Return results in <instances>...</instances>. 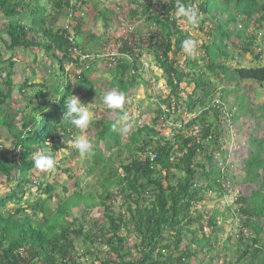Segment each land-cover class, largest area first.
Returning a JSON list of instances; mask_svg holds the SVG:
<instances>
[{
	"label": "trees",
	"instance_id": "obj_1",
	"mask_svg": "<svg viewBox=\"0 0 264 264\" xmlns=\"http://www.w3.org/2000/svg\"><path fill=\"white\" fill-rule=\"evenodd\" d=\"M33 1L37 4L35 7L37 9L39 0ZM74 1L76 17L73 21L76 23L74 31L76 34L80 31V15L76 11L82 12L81 9H86V2L85 0ZM23 2V0H0V11L5 19L3 23L1 22L3 27L0 28V42L7 53L11 52L14 55L17 49L26 53V50L36 46L53 51L52 56L58 59L61 70H64L65 63H73L78 70L81 65L78 56L75 57L71 52L72 44L67 41L66 31L61 28L53 29V25L43 26L41 19L32 18L34 12H29L31 28L18 20L24 8ZM129 2L144 5L145 19L158 26L162 34L157 44L153 43V32L146 37V41L147 47L151 53L153 52L156 63L163 70L166 83L170 87L164 102L171 108L169 113H174L172 119L175 123H181L175 126L177 128L173 138L176 141L173 143L164 136L158 138L154 136L160 131L155 130L154 127V124L161 122V120L157 121L158 115L153 118L152 126L149 124L141 126L132 133L130 143L124 145L129 159L125 164L120 163L123 174H119L118 169L107 170V164L103 163L101 171L106 175L100 182L102 191L95 194L98 196L97 200L92 193L76 190L58 204L56 213H44V202H41L39 197L32 204L22 205L16 211H7L6 216L0 213V264H84L80 262L82 257L89 262L88 264H95L94 261L99 257L95 255L96 252H91L87 245L96 246V244L101 247L95 248V251H102L104 247H107L106 255L100 264H190V258L197 253L196 249L191 248V244L197 245L198 250L207 247L210 251L213 248L209 243V237L204 234L202 238L197 237L198 230L203 231L204 225L200 215H191V209L204 198L205 191L221 190L223 172L213 165L212 156L207 152V144H213L212 142L218 140L221 132L218 120L221 114L225 113V108L223 103L219 102L221 98L215 102L212 83L202 80L205 72L198 69L196 59L188 56L182 49L184 41L194 38L180 29V25L177 24V20L181 17L176 15L177 5L184 4L198 8L199 19L202 15L216 16L213 28H207L201 23L197 24L206 38L202 39L201 45L196 46V49L203 50L204 55L201 59H205L208 72L214 76L221 74L227 81L236 79L239 82L250 81L262 84L264 83V65L236 67L229 70L216 58L227 55L223 49L226 47L223 41L235 36L242 42V52L251 53L255 60L260 59L261 53L254 52L252 48L257 36L254 30H259V33L264 32V0H129ZM230 3L232 10L229 7ZM55 6L58 10L62 7L66 9L69 6V0H57ZM149 7L151 9H147ZM35 11L39 13L38 10ZM97 13L105 15V12L101 10ZM132 14H135L134 10ZM238 20L242 23L241 30L229 29V25ZM249 22H253V28L249 29ZM31 30H35V34L39 32L37 35L41 34L44 42L37 41L36 35L29 37ZM3 33L7 39L3 38ZM127 33L122 32L116 39L118 52L124 56H105L106 63L113 64L112 68L115 72L111 85L120 94H126L135 84L138 77L137 61L142 49L137 43L134 44L127 38ZM131 46L138 47L135 53L131 52ZM79 47L83 51L87 49L80 44ZM91 50L88 49L92 52ZM7 60H10L9 57L3 60L0 55V64ZM10 63L12 66L11 61ZM183 65L189 70L186 71ZM4 66V64L1 65L0 70V104H4L12 94V82L9 72L3 69ZM132 71H134L133 75H130ZM73 73L79 85L88 90L91 88L92 82L88 79L87 71L76 73L73 69ZM4 76L7 77V81L4 80ZM26 81L27 79H24L22 88H19L23 91L21 96L9 99L15 103H20L19 99H25L27 103L36 106V109L32 110V115L23 113L22 120H19L20 126L18 124L12 126L13 122L9 121L8 116H2V113L6 111L0 114L3 125H8V128L12 129L15 139L13 143L15 150L6 147L0 152V176L6 177L9 181L16 180L17 185L22 187L21 196H18V192L15 191L1 196L0 207L4 206L8 200L18 202L22 198V193L26 192L27 188H23V185L31 181L28 173L35 167L33 156L29 155L36 149L56 151L64 147L62 139L67 140L75 131L67 121L62 120L66 100L74 92L73 84L69 80L64 84L57 81L54 87L60 97L44 101L46 84L36 81L27 84ZM189 81L194 83V88L185 102L186 108L182 107L183 101L180 104L178 101L170 104V96L173 95L175 99H178L179 92L184 90L185 83ZM34 87L37 88L33 89ZM30 90L32 95L28 99L24 93ZM223 93L220 94L223 96ZM193 95L196 97L192 98ZM40 97L42 102L38 101ZM197 107L206 108V110L195 117L188 116V112ZM8 109V114L13 112L10 110L12 109L10 105ZM260 109L264 110V104L260 105ZM177 112L180 114L178 115ZM169 113L165 114L169 115ZM37 116L40 117L38 121ZM229 119H232V115ZM142 132L151 135V138L142 140L140 144L138 142ZM98 137L107 139L106 147H113L109 144V141H113L120 148L118 137L110 121L104 122ZM252 141L255 148L244 162L247 180H253L259 169L264 172V157H262L264 134L260 139L253 138ZM199 150L204 160L195 159ZM14 151L19 152L18 160H14ZM149 152L150 155L153 153V158H150ZM92 155L97 162L96 154L92 153ZM62 172L66 173L67 169H63ZM205 180L207 185L203 186L201 182ZM36 185L47 194L54 189L52 184L42 187L39 182ZM110 186L115 187V193L108 191ZM117 195L122 199V205L127 214L121 211L115 213L113 201L118 199ZM242 201L245 205L240 208L239 213L246 215L244 226L251 230L250 235L241 238L246 240V245L239 253L238 261L244 259L251 263L259 254H263L260 261L264 264V247L257 236L262 227L253 221V218H264V195L255 190L249 197L242 198ZM80 204H82L83 212L86 213H89L91 208L99 207L107 221V229L104 224L91 219L87 220L85 216H82L83 219L79 221L75 218L68 221L67 217L71 213V208ZM27 209L34 216H37L38 211L43 212L42 218L40 217L34 223L26 213ZM216 214L217 212H213L206 222L211 233L214 229H220L216 226ZM193 224H196L195 228H191ZM86 226L88 228H85ZM183 238H187L189 242L182 249L180 244ZM77 240L82 241V248L77 246ZM132 246L140 251L139 258H129V248Z\"/></svg>",
	"mask_w": 264,
	"mask_h": 264
},
{
	"label": "rangeland",
	"instance_id": "obj_2",
	"mask_svg": "<svg viewBox=\"0 0 264 264\" xmlns=\"http://www.w3.org/2000/svg\"><path fill=\"white\" fill-rule=\"evenodd\" d=\"M17 1V0H16ZM25 10L34 12L32 18L36 17L42 20L43 26L50 27L53 25V29L62 28L66 22V9H59L54 7L57 0H39L38 8L35 9L36 3L33 0H23ZM47 1L49 7H47ZM164 1V0H163ZM86 9H81L83 15H80V31L76 33L78 37V43L83 47L90 46L89 50L92 52H99L101 56L87 61L84 65L78 68L79 73L81 71H87L89 81L92 82L91 88L88 90L82 85H79L75 81V69L73 65L65 63L64 70L60 69L58 59L52 56L53 51L49 52L40 47L34 46L26 50V53H22L21 49H17L14 55L8 53L2 55L1 58L4 60L5 57H9L3 63L4 70L8 72L16 66L19 67L22 78L20 80L19 88H22L23 80L27 79V84H32L36 81L38 83L46 84L45 94L43 99L50 101L51 98H59L60 95L56 92L54 84L58 81L60 84H64L67 80L73 84L75 95L79 100L85 103V107L93 114V121L90 127L86 131V135L92 144V152L88 155H82L74 148L70 147L66 141L69 139H75L80 133L75 130L71 134V137L67 140L62 139L64 147H60L56 151L52 149H36V151L29 156H33L41 150L46 152L50 151V154L57 160L56 168L49 172H41L35 167L29 170L28 178L29 182H25L23 188H27L26 192L22 193V198L18 202L8 200L4 206L0 207V213H4L6 216L7 211H16L22 205L32 204V202L38 197L41 198V202H44L43 207L47 213H56L58 210V204L68 197L76 190H81L85 193H92L93 195L102 191L100 182H102L106 173L102 172V165L107 164V170L118 169V173L121 174L123 170L120 167V163H127L129 159L127 148L125 144L130 143V137L134 131H137L144 124L152 126L153 118L158 115V120L161 122L154 124L155 130L159 131V134H154L156 138L164 136L166 139L171 140L173 143L176 141L173 138L175 130L181 125L176 124L172 117L167 119L164 117L162 112L168 113L167 110L171 111L170 106H167L164 102L167 94H169L170 87L166 83V78L163 70L158 67L154 58L153 52L147 47L146 37L151 35L153 32V43L160 42L162 34L159 31L158 26L152 22L146 20V15H143L146 9L144 5H138L137 3L129 2V0H85ZM166 2V1H165ZM21 3V4H23ZM161 3V1H160ZM23 5V7H24ZM27 6V7H26ZM95 7V8H94ZM232 10V4H229ZM48 8V12H46ZM34 9V10H33ZM151 9V7L147 8ZM33 10V11H32ZM38 10L39 13H37ZM99 10L105 12V15L98 14ZM134 10L135 14H132ZM81 13V11H76ZM2 12L0 11V16ZM176 15L179 16L176 12ZM223 17L224 15H220ZM214 14L202 15L199 19V23L207 28H213L215 24ZM220 19V17L218 16ZM31 19V16H30ZM240 19V18H238ZM45 22H44V21ZM23 23V22H22ZM177 24L180 25V29L193 37V41L196 42V46L201 45L202 39L206 38L203 31H200L198 25H191L183 17L177 20ZM253 22H249V29L252 27ZM25 25L29 28L32 27L31 20ZM242 23L238 20L229 25L231 30H241ZM248 29V30H249ZM71 30V27H70ZM122 32H128L127 38L132 40V43L138 44L142 49L140 50V56L137 61L138 73L135 80V84L132 88L128 89L126 94H120L111 85L112 77L114 76L113 64L106 63L105 56H121L119 54L116 39L120 37ZM259 30H254L257 34L255 44L252 50L254 52H260L261 56L259 60H255L253 55L249 52H242V42L237 37L232 36L229 39H224L223 47L227 55L218 57L216 60L222 62L229 70L236 67H251L256 65H264V32L259 33ZM39 32L31 30L28 34L29 37L36 35L37 41H43ZM259 33V34H258ZM119 41V40H118ZM156 43V44H157ZM131 52H136L138 47L131 46ZM88 51V49H85ZM150 50V51H149ZM204 55L203 50L200 48L196 49L195 56L196 65L198 69L205 72L202 80H208L212 83L214 89L213 95L215 96V102L219 101L223 103L225 113L219 118L218 122L221 128L219 138L216 142L207 144V152L212 156L213 165L217 166L223 172V183L221 190L216 189L207 190L204 193V198L194 205L191 209V215L201 216L202 224L204 225L203 231L198 230L197 237L202 238L205 236L209 237V243L213 246L209 251L207 247L199 249L195 244H191L192 249H196L197 253L193 255L189 262L190 264H262L260 261L263 254L250 263L247 260H239L238 255L246 245V240L241 239L250 235V228L244 226L246 215L240 214L239 210L244 207L242 198L249 197L253 191H259L264 195V172L259 169L257 175L254 176L253 180L246 179V172L244 170V162L249 157L250 153L254 150L252 139H260L264 134V113L260 109V105L264 104V83H256L250 81H237L233 79L227 81L221 74L218 76L212 75L206 70L205 59L202 60L201 56ZM93 58V56H92ZM12 62V66L11 63ZM23 63V64H22ZM0 64V70L1 65ZM184 69L188 71V67L185 65ZM3 67V66H2ZM21 67V68H20ZM92 68V69H89ZM130 72V75H133ZM5 77V76H4ZM7 81V77L4 78ZM23 83V84H22ZM1 84V79H0ZM184 90L179 92V98L175 99L173 95L170 96V104L178 101L184 102L183 108H186L185 102H187L188 96L192 93L194 83L189 81L185 83ZM17 85L12 87V92L17 90ZM37 87H34L35 89ZM27 92V90H26ZM24 95H32L31 90ZM224 92V93H223ZM107 93H115L124 97V103L119 109H110L103 101V97ZM223 93V96L220 94ZM201 94V93H200ZM71 95V96H72ZM71 96L69 98H71ZM192 98L196 95L191 96ZM13 99V95L9 96ZM6 99L4 104H0V114L2 116H8L12 126L18 124L19 120H22V114L28 113L32 115V110L36 109V106H32L27 103L25 99H19L20 103H15L13 100ZM38 101L42 102L41 97ZM37 104V103H36ZM5 105V106H4ZM8 105L13 112L8 114ZM19 107V109H17ZM228 108V109H226ZM223 109V108H222ZM206 108L197 107L195 110L188 112V116L195 117L205 111ZM237 111V112H236ZM34 112V111H33ZM230 112V113H229ZM7 113V114H6ZM179 115L180 113L177 112ZM174 113L171 115L173 116ZM184 115V114H183ZM232 115V119H229ZM185 116V115H184ZM40 119L37 116V121ZM106 121L111 122L112 129L115 130L118 137L119 145H116L113 141H109L111 148L106 147L107 139L99 138L98 134L103 129V124ZM156 121V122H157ZM3 122L0 117V125ZM6 129V135H2L0 139V152L6 147L13 148L15 139L12 129L8 128V125H4ZM127 129V131H125ZM151 135H147L146 132H142L140 141L142 143L144 139H150ZM92 153L96 154V161ZM111 156V159L109 157ZM264 157V155H262ZM19 159V152L14 151V160ZM195 159L202 160L203 154L201 151H197ZM204 160V159H203ZM67 169L66 173L62 170ZM123 174V173H122ZM179 174V173H177ZM45 187L46 184H52L54 189L51 193H44L43 189H38L37 183ZM203 186L207 185V180L201 182ZM21 188L17 185L16 180H7L6 177L0 176V197L5 194H10L12 191L18 192V196H21ZM112 193L116 192L114 186H110L108 191ZM117 195V200L113 201V208L115 213L118 211L127 212L124 210L122 205V199ZM94 198L97 200L98 196ZM27 201V202H26ZM217 212L216 219L217 228L211 233L210 227L206 226L208 218ZM26 213L30 216L31 220L36 223L39 218L43 216V212L38 211L37 216L32 215V212L27 209ZM21 216V215H20ZM82 216H85L87 220H95L98 223L108 227L106 219L102 216V211L99 207L91 208L89 213L83 212L82 204L80 206H74L71 208V213L67 217L68 221L76 219L77 221L82 220ZM76 221V222H77ZM253 221L262 227L261 232L258 233L260 244L264 247V218H253ZM83 222V221H82ZM196 224H193L191 228H195ZM85 228H88L86 226ZM122 231H125L122 229ZM204 234V235H203ZM215 235V236H214ZM131 240V239H129ZM189 241L187 238H183L180 244V248H184L185 244ZM77 246L82 248L83 244L81 240L76 241ZM101 246L87 245V248L91 252H96L95 255L99 257L95 264H100L101 260L106 255L107 247H104L102 251H95ZM103 248V247H102ZM130 249V259L139 258L140 251L133 246ZM84 251V249L82 250ZM167 253V251H165ZM95 260L94 258L90 257ZM80 262L88 264L84 257L80 259Z\"/></svg>",
	"mask_w": 264,
	"mask_h": 264
},
{
	"label": "clouds",
	"instance_id": "obj_3",
	"mask_svg": "<svg viewBox=\"0 0 264 264\" xmlns=\"http://www.w3.org/2000/svg\"><path fill=\"white\" fill-rule=\"evenodd\" d=\"M177 14L187 20V22L193 26L199 23V10L198 8H194L192 6H185L184 4L177 5ZM67 17V15H66ZM71 23L68 18L66 22L62 26V30L66 31L64 28L65 24ZM76 24V23H75ZM75 34V25L71 27V30ZM68 34V32L66 31ZM76 36V34H75ZM76 38V43H78V38ZM182 49L188 56H195L196 52V42L188 39L182 43ZM99 53V52H96ZM100 54V53H99ZM139 58V57H138ZM104 103L110 109H119L122 107L124 103V97L122 95H118L115 93H107L103 97ZM64 114L62 120L67 121V123L77 130L80 135H78L75 139H69L66 143L77 150L82 155H88L92 152V144L89 140V137L86 135L87 129L90 127L93 121V114L85 107V103L81 102L79 98L75 95H72L71 98L66 100L64 105ZM169 113L170 111L167 110ZM173 113L163 114L167 119L169 116L172 117ZM127 131V129L125 130ZM61 134V133H60ZM62 136V134H61ZM33 163L36 169L41 172H49L52 169L56 168L57 160L50 154L44 150L38 151L33 157Z\"/></svg>",
	"mask_w": 264,
	"mask_h": 264
},
{
	"label": "built area",
	"instance_id": "obj_4",
	"mask_svg": "<svg viewBox=\"0 0 264 264\" xmlns=\"http://www.w3.org/2000/svg\"><path fill=\"white\" fill-rule=\"evenodd\" d=\"M74 8H75V1L69 0V6L66 7V15H67L68 20L71 23L64 25V28L68 32V34L66 33L65 36L67 38V41L72 44V47H71L72 54H74L75 57L78 56L79 64L82 66L87 61H90V60L97 58L99 56L102 57V55L99 53H95V52L81 50L79 45L76 43L75 34L72 31H68L70 29V27H73L74 25H76L73 21L74 18L76 17V16H74L75 15V9ZM79 15H83V13L81 12V13H79ZM92 56H93V58H92ZM68 65L74 66L73 63H69ZM77 73H79V70H77ZM148 155L150 156V158H153V153H151V155H150V152H149Z\"/></svg>",
	"mask_w": 264,
	"mask_h": 264
},
{
	"label": "crops",
	"instance_id": "obj_5",
	"mask_svg": "<svg viewBox=\"0 0 264 264\" xmlns=\"http://www.w3.org/2000/svg\"><path fill=\"white\" fill-rule=\"evenodd\" d=\"M49 5V3H48V1H47V7H49L48 6ZM27 7V6H26ZM54 7H56L55 6V4H54ZM50 8V7H49ZM62 8H64V7H62ZM61 8V9H62ZM20 9V8H19ZM48 8H46V12H48ZM29 9H28V11H26L25 10V6H24V8H23V10H22V13H21V16L19 17V21H21V22H23V23H28V21H30V13H29ZM50 11V10H49ZM3 20H5L4 18H3V15H1L0 16V28H2L3 26H2V23H3ZM66 20H67V18H66ZM2 22V23H1ZM45 22V21H44ZM3 38H5V39H7V37H5V34L3 33ZM78 38V37H77ZM85 48H87V49H89L90 48V46H88V47H85ZM49 52H51V51H49ZM22 53H24V52H22ZM7 55L8 53H7V51L4 49V47H3V44H2V42H0V55ZM6 58V57H5ZM4 58V59H5ZM23 64V63H22ZM21 68V67H20ZM9 75H10V81L12 82L11 83V87H14L15 85H17L16 86V88H17V90H15V91H13L12 92V95L15 97V98H17V97H20L21 96V91H19L18 90V85H20V80H21V78H22V75H21V73H20V69H19V67L18 66H16L15 67V69L14 68H12L10 71H9ZM2 135H6V129H4V125H0V139L2 138Z\"/></svg>",
	"mask_w": 264,
	"mask_h": 264
}]
</instances>
